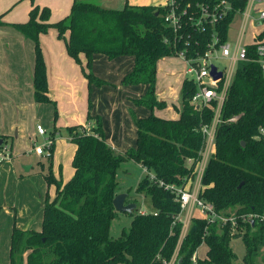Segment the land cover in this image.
I'll return each instance as SVG.
<instances>
[{
  "label": "trees",
  "instance_id": "trees-1",
  "mask_svg": "<svg viewBox=\"0 0 264 264\" xmlns=\"http://www.w3.org/2000/svg\"><path fill=\"white\" fill-rule=\"evenodd\" d=\"M246 3L247 0H167L163 4L126 2L121 8H109L88 0H72L69 13L50 22V9L32 0L27 20L11 26L34 43V100L55 103L49 96L39 42V35L52 27L86 77V122L93 120L94 125L89 130L84 124L67 126L69 141L75 145L71 161L74 172L65 182L57 179L51 169L43 174L46 184L55 186V195L50 198L46 194L39 230L13 225L9 264H166L177 247L173 264H233L235 254L230 240L236 236L245 245L243 263L256 264L258 246L264 242V219H238L233 229L229 223L192 217L178 246L181 205L166 185L185 187L193 178L203 142L201 126L210 123L216 101L199 108L191 104L197 86L186 77L180 90V108L176 107L178 117L154 114L155 109L166 106L156 96L157 62L180 53L194 60L226 42L234 15L242 12ZM217 5L221 6L215 9ZM171 9L177 16L175 30L166 21ZM205 9L215 11L213 23L203 16ZM2 24L5 23L0 18ZM214 37L218 40L213 44ZM246 48L248 56L254 58V44ZM80 53L85 56L84 64ZM94 53L109 59L132 55V70L123 76L121 84L146 85L144 94L133 101L147 107L150 113L140 117L130 111L136 144L124 152H116L106 143L100 116L90 112L91 86L109 85L92 71ZM54 114L55 121L56 110ZM220 117L214 152L202 175L198 197L210 202L220 214L264 216V141L260 132L264 127V70L257 62L237 65ZM47 150L51 159L54 143ZM129 160L147 171L135 190L150 198L151 207L144 213L136 207L130 213L129 226L122 228L119 237L112 238L110 226L117 216L112 203L118 189L117 171ZM126 202H133L129 195ZM202 243L207 246L205 256L193 262Z\"/></svg>",
  "mask_w": 264,
  "mask_h": 264
},
{
  "label": "crops",
  "instance_id": "crops-1",
  "mask_svg": "<svg viewBox=\"0 0 264 264\" xmlns=\"http://www.w3.org/2000/svg\"><path fill=\"white\" fill-rule=\"evenodd\" d=\"M114 1L116 0H102V4L99 5L107 7L105 4L114 3ZM34 3L41 7L47 6L50 9L49 21L55 22L69 13L72 0H34ZM128 3L156 4L154 0H141L133 3L130 1ZM30 8L31 1L29 0H0V18L5 23L0 25V102L10 103V109L6 115H0V139L3 142L5 141L6 145L13 143L18 150L25 146V91H33L32 73L35 54L33 41L26 38L11 24L26 21ZM67 35L66 32L65 36ZM39 42L46 65L50 98L56 101L58 107L62 98L64 101L68 98V103H76L75 106H70V110L75 111L74 114L72 113V117L70 119L68 117L63 125L84 124L85 127L90 125V121L86 122L87 85L81 76V68L79 69L75 60L67 54L64 41L57 37L55 28L51 27L46 33L40 34ZM79 58L81 63L84 64L85 56L83 53L79 54ZM168 58L169 56L163 57L157 62L156 96L159 100H164L166 106L163 109H155L154 114L164 118H177L179 115L177 108H180V89L184 78H186L184 74H186L187 69L172 72L173 76L169 78L171 85L168 89H165L163 82L158 81L157 73L161 69L166 70L170 67L167 62ZM180 58L187 64L182 57ZM133 61L134 57L132 55H120L112 59L101 53H94L92 56L93 73L97 77L106 80L109 85L91 86L90 112L92 115L100 116L105 141L116 152H124L130 147H135L136 127L130 111L133 110L140 117L147 116L150 113L147 107L137 105L133 101L144 94L146 85L121 84L123 76L132 70ZM175 77H177V80H175ZM171 79H174L175 83H172ZM27 95L29 96V94ZM75 95L81 96V98L75 100ZM54 135H57L55 139L57 144H55L54 149L55 160L60 165V171L55 172L54 176L65 182L74 172L71 161L75 145L69 141L67 135L64 138L60 137L55 126H53L49 136L53 139ZM26 148V150H33V147L31 148L29 144H26ZM142 169L146 173L143 167ZM7 171H10L8 167ZM61 171L62 175H60ZM4 179L5 177L2 181L0 180V264H9V244L13 225L15 224L21 229H40L42 208L46 193L49 194V188L47 184H43L37 202L38 213L35 214V217L37 214L38 217L36 220L34 217L38 225L32 226L31 223L34 220L31 221V217L26 222L25 219L19 223L15 220V216L23 215L22 208L19 209V213L14 212L13 205L16 204V201H14L11 193V185H6ZM51 190L50 198L55 195L54 185ZM197 250L195 257L203 258L207 246L201 255L198 254Z\"/></svg>",
  "mask_w": 264,
  "mask_h": 264
},
{
  "label": "rangeland",
  "instance_id": "rangeland-1",
  "mask_svg": "<svg viewBox=\"0 0 264 264\" xmlns=\"http://www.w3.org/2000/svg\"><path fill=\"white\" fill-rule=\"evenodd\" d=\"M32 3V0H29ZM93 3L102 4V0H88ZM125 1L131 3L139 2L141 0H116L114 3L105 4L109 8H121ZM151 1V0H148ZM166 0H154L156 4H161ZM34 3V0H33ZM35 4V3H34ZM264 6V5H263ZM242 19V15L240 12H237L234 15V18L229 26L228 34H227V42L229 44H234L238 35V27L240 26V22ZM254 31V25H252L251 21L247 23L245 32L242 36L243 44L251 43L253 41L251 34ZM62 40V39H61ZM218 54V51H214L212 56ZM213 63H216L219 67L222 64H227L228 60H212ZM170 67L166 70H162L157 73V77L159 78V82H163L165 89L170 87L171 83L169 78H172V72L176 71H185L187 69V64L177 55L169 56L167 60ZM75 63L77 66L80 67L76 61ZM174 64V65H173ZM173 66V67H172ZM160 70V69H159ZM81 76L85 80V84L87 85V80L83 72L81 71ZM186 77H189L190 74L186 72ZM167 76V77H166ZM167 79V80H166ZM177 80V77H175ZM172 83L174 79H171ZM181 90V89H180ZM29 94V96L27 95ZM81 96L75 95V100L80 99ZM68 98L65 101L60 99L59 107L57 103H39L34 100L33 91H25V143L24 147L21 150L16 149L17 146L10 144L8 145V150L11 154V157L8 159L3 160L0 165L1 176L0 180L2 181L3 177H5L4 182L6 185H11V193L13 194L14 201L16 204L13 206V210L16 213H19V209L22 208L23 215L15 216V220L17 223L22 222L25 219V222L30 219L31 221L34 220L35 214L38 213V204L39 201V194L42 192V186L45 182L43 174L48 172L49 169L53 172V174L58 173L60 171V165L55 160V152H53L52 158L49 159L47 157L48 150L45 148L44 153L42 155H36L34 150H26V144L32 148L34 145H43L46 143V137L50 138L51 130L53 126H55L56 131L60 135V137L64 138L67 135V126L65 124L66 119H69L74 114V110L71 111L70 106H75L76 103H68ZM81 101V100H80ZM88 101V99H87ZM80 103V102H79ZM10 109V103L0 102V115H6V113ZM88 109V104H87ZM56 110L57 116L56 120L54 121V111ZM70 110V111H69ZM73 113V114H72ZM163 114V113H162ZM60 122L58 123V121ZM41 125L46 130V135L42 136L39 135L36 131V125ZM90 125H87L85 128L89 130L90 127L94 125V121L90 120ZM57 135H54L52 142L54 140V149H55V142ZM51 139V138H50ZM5 142V141H4ZM6 143V142H5ZM6 164V165H5ZM5 165V166H4ZM51 165V168H50ZM10 171H7V167ZM23 166H30L28 171H25ZM62 175V171L60 172ZM146 173H144L142 167L133 161H125L121 164L120 168L117 171V181H118V193H127L130 198H132L133 202L138 210L146 209V211L150 210L151 202L148 196H145L143 193L136 192V187L138 182L144 177ZM15 186V187H14ZM52 186L49 185V194L51 195ZM47 188V186H46ZM200 213L198 209L193 210V217L199 216ZM182 216H185L182 214ZM38 214L35 217L37 219ZM132 216L130 213H122L117 211V216L112 220L110 226V236L112 238L119 237L122 228H127L130 224ZM31 223L32 226H37L38 223L36 221ZM188 229V228H187ZM231 247L235 254L233 259V264H244L243 263V256L245 253V245L242 238L236 236L232 237L230 240ZM206 249V244L203 243L198 247V254L201 255ZM258 257L256 258V264H262L264 261V242L260 243L257 249ZM263 260V261H262Z\"/></svg>",
  "mask_w": 264,
  "mask_h": 264
},
{
  "label": "built area",
  "instance_id": "built-area-1",
  "mask_svg": "<svg viewBox=\"0 0 264 264\" xmlns=\"http://www.w3.org/2000/svg\"><path fill=\"white\" fill-rule=\"evenodd\" d=\"M172 4V2H171ZM221 5L228 8L226 3ZM221 5H217L215 9ZM264 0H247L246 6L241 13L242 19L240 26L238 27V35L235 43L229 44L226 40L224 43H220L212 50L206 51L203 55L192 59H185L182 53L179 54L188 64L187 73L190 74L188 78L195 81L197 89L192 96L190 103L199 108L210 103L212 100L216 101L213 116L208 124L201 126L202 134V147L199 152V159L197 160L194 168V176L189 180L185 187H179L175 185H166V188L174 191L178 197V201L181 205L180 213L177 220L182 223L178 246L184 238L190 219L193 217V210L198 209L200 215L198 217L205 218L208 222L218 221L222 225L229 223L233 229L237 226V220L242 221L252 220L253 218L264 219V216H259L254 213H243L235 215L234 212L229 215L220 214L215 211L213 205L210 202L204 201L198 197L199 189L201 188V178L204 173L207 161L214 152L215 136L218 124L221 122V110L226 97V93L231 84V80L234 75L235 68L240 62L255 61L264 70ZM203 16L209 19L210 23H213L217 16L215 11L209 12L208 9L203 11ZM220 17V15L218 16ZM234 18V17H233ZM168 21L174 30L177 27V16L174 10L166 16ZM200 21V20H199ZM254 25V31L251 34L253 41L251 43L243 44L242 36L245 32V28L248 22ZM231 24V23H230ZM217 38L214 37L213 44L217 42ZM254 44V58L248 56L247 45ZM218 51V54L212 56L214 51ZM212 60H228L227 64H222L219 67ZM214 66L217 72L221 73V77L214 79L210 74L211 66ZM231 118L230 120H234ZM36 131L39 135L45 136L46 130L39 124L36 125ZM261 138L264 141V127L260 128ZM52 139L46 137V143L43 145H34L33 150L37 155H42L45 148L48 149L52 144ZM11 157L8 150V145L1 140L0 142V165L3 160ZM188 163H192V159H188ZM147 173V171L145 170ZM151 177L152 174H150ZM139 212L144 213L146 209H141ZM184 214L185 216H182ZM178 250V247H177ZM177 250L173 257L166 264H173L177 258ZM195 254L192 257V261L195 262Z\"/></svg>",
  "mask_w": 264,
  "mask_h": 264
},
{
  "label": "water",
  "instance_id": "water-1",
  "mask_svg": "<svg viewBox=\"0 0 264 264\" xmlns=\"http://www.w3.org/2000/svg\"><path fill=\"white\" fill-rule=\"evenodd\" d=\"M210 74L214 79H218L221 77V73L217 72L213 65L211 66ZM29 167L30 166H23L25 171H28ZM127 197V193H118L114 196L112 203L116 212L118 211L122 213H131L136 208L135 202L126 203Z\"/></svg>",
  "mask_w": 264,
  "mask_h": 264
},
{
  "label": "flooded vegetation",
  "instance_id": "flooded-vegetation-1",
  "mask_svg": "<svg viewBox=\"0 0 264 264\" xmlns=\"http://www.w3.org/2000/svg\"><path fill=\"white\" fill-rule=\"evenodd\" d=\"M126 203H129V202H126Z\"/></svg>",
  "mask_w": 264,
  "mask_h": 264
}]
</instances>
